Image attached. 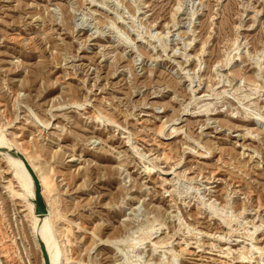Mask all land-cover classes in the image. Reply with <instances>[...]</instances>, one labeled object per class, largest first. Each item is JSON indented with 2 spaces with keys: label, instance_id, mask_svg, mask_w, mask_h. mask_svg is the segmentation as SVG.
<instances>
[{
  "label": "rangeland",
  "instance_id": "374dc122",
  "mask_svg": "<svg viewBox=\"0 0 264 264\" xmlns=\"http://www.w3.org/2000/svg\"><path fill=\"white\" fill-rule=\"evenodd\" d=\"M2 136L60 264H264V0H0ZM23 193L0 157V264Z\"/></svg>",
  "mask_w": 264,
  "mask_h": 264
},
{
  "label": "bare ground",
  "instance_id": "6f19581e",
  "mask_svg": "<svg viewBox=\"0 0 264 264\" xmlns=\"http://www.w3.org/2000/svg\"><path fill=\"white\" fill-rule=\"evenodd\" d=\"M9 147H10L9 141H7L3 136L0 137V157H2V159H4L6 164L11 169H13L14 177L18 183L19 188L26 195H28L29 198L34 202L35 198H34L33 181L31 179L29 173L27 172L24 164L20 161V159L12 157V154L18 155V153L10 152ZM24 158L26 159L28 165L32 168V170L36 174V176L39 180V183H40L41 193H42L43 189L45 187L44 181H42V179L39 177L36 169L34 168V166L29 161V158L27 156H24ZM24 193L19 195V196L24 198V196H25ZM30 207L33 211V218H32V234L33 235L32 236H34V238H35V242H36L35 244H37V247H39L38 242H37V238H40V240L42 241V243L46 249V252H47V255L49 258V263L50 264H60L61 254L57 248V246H58L57 240L55 238L53 228L51 225V220H50L51 213H50V211L47 209L46 215L44 216V218L39 219L34 212V208L32 206H30ZM38 250L40 251L39 248H38ZM41 258H42V256H41ZM42 262H43V260H42Z\"/></svg>",
  "mask_w": 264,
  "mask_h": 264
},
{
  "label": "water",
  "instance_id": "95a60500",
  "mask_svg": "<svg viewBox=\"0 0 264 264\" xmlns=\"http://www.w3.org/2000/svg\"><path fill=\"white\" fill-rule=\"evenodd\" d=\"M12 157L20 159V161L24 164L27 172L29 173V175L33 181V185H34L35 213L39 219H43L44 216L46 215V207H45V204L43 201L39 180H38L36 174L34 173V171L32 170V168L28 165L26 159L22 155L12 154ZM37 242H38V246H39L40 253L42 256L43 264H50L46 249H45L42 241L40 240V238H37Z\"/></svg>",
  "mask_w": 264,
  "mask_h": 264
}]
</instances>
